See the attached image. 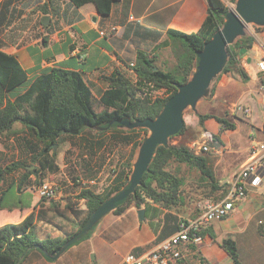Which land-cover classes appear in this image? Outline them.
I'll return each mask as SVG.
<instances>
[{
  "label": "crops",
  "instance_id": "obj_1",
  "mask_svg": "<svg viewBox=\"0 0 264 264\" xmlns=\"http://www.w3.org/2000/svg\"><path fill=\"white\" fill-rule=\"evenodd\" d=\"M222 1L227 6L234 2ZM68 3L69 8L63 10L61 15H51L47 27L44 24L41 36L30 40L23 35L22 40H26L10 44L6 48L1 47L17 55L29 76L26 83L10 92L11 98L23 92L32 80L53 66L80 71L96 96L100 97L108 87L104 76L121 71L137 81L133 65L139 51L154 58L156 68L173 71L187 45L181 38L172 36L169 29L187 33L198 31L209 9L208 0H119L114 3L108 16H102L93 3L80 7L72 5L70 0ZM112 27L117 28L112 36L101 33ZM249 35L255 37L254 44L248 54L242 57L244 60L241 58L249 78L243 80L231 72L223 73L217 81L213 96L206 103L207 109L211 111L203 113L225 117L236 126L235 129H222L221 124L213 117L204 123L203 130L209 129L218 136V143L209 152L210 163L216 175L215 170L220 173L238 171L249 158L253 144L264 140V71L258 67L259 60L264 57V29L258 27ZM239 105H243L248 112L244 114L237 110ZM196 115L192 119L198 123V114ZM187 123L188 129L195 127L194 124ZM16 127L14 124V129ZM186 136L187 134H181L175 142L190 139ZM233 176L223 178L220 182H225L228 186ZM35 197V204H26L22 201L20 192L15 190L8 200L13 205V210L21 207L29 211L35 210V234L39 239L65 237L74 232L77 223L83 219L78 214L70 215L71 218H42L40 213L51 215L52 199L41 198L38 194ZM81 201L84 202L85 199L81 198ZM142 208L145 209L144 220L138 217V208L131 206L117 216V223L114 225L104 224L102 220L92 236L84 241L89 246L90 253L97 251L95 258L99 255L103 257L101 264L107 263V255L100 253L96 244H112L116 239L117 243L125 246L126 253L115 251L113 264H123L125 255L130 251L138 247L146 251L145 248L152 246L162 236L166 225L167 229L162 233L165 237L174 232V223L179 219L193 218L198 214L197 203L186 201V198L183 205L178 207L165 208L148 201ZM14 214L3 213L8 218L7 221L23 219L11 218ZM228 237L236 241L242 264H264V182L259 187H250L246 196L236 202L233 212L228 217L215 221L201 235L199 242H191L182 247L183 264H234L222 246V242ZM63 253L57 259L50 260L34 248L28 255L32 264H55ZM86 260H90V257Z\"/></svg>",
  "mask_w": 264,
  "mask_h": 264
},
{
  "label": "trees",
  "instance_id": "obj_2",
  "mask_svg": "<svg viewBox=\"0 0 264 264\" xmlns=\"http://www.w3.org/2000/svg\"><path fill=\"white\" fill-rule=\"evenodd\" d=\"M14 1L2 0L0 2V26L6 23L8 12ZM117 1L119 0H70L75 7L93 3L102 16H108ZM208 2V15L198 31L187 33L177 29H169L172 36L181 38L187 45V49L181 55L175 70L164 71L161 68H155L157 67L155 59L146 52L139 51L137 60L133 65L138 76L137 81H133L121 71L104 76L108 87L100 97L96 96L80 71L63 66H53L32 80L23 92L11 98L10 92L28 81V71L23 67L16 54L3 50L0 44V133H18L19 131L14 129V124L21 123L26 129L22 139L32 149H35L34 141L42 144L39 153L42 156L47 155L50 147L64 134L77 137L87 129H116L119 132L115 136L119 137L125 144L132 145V151L127 162L121 163L120 169L115 170V176L107 192H96L91 188H84L80 191L79 197L86 201L87 214L77 223V230L65 237L39 239L35 234V210L29 211L23 207L13 210V205L9 204L8 196L9 194L12 196L16 188L3 192L0 196V264H23L29 252L34 248H37L44 255L45 252L49 253L50 256L46 257L50 260L57 259L55 258L56 255L69 238L85 228L93 212L114 193L129 185L135 150L148 136L149 130L143 127L128 128L121 133L118 129L125 126L121 122L126 119L133 122L148 117L155 118L167 100L177 92V84L187 82L190 79L198 64L197 53L222 27L226 20V14L230 10L222 0H208ZM42 9L44 15L49 14L47 4L42 5ZM45 26L47 27V25ZM258 27L264 29V26ZM254 41V36L246 34L229 45L228 60L219 75L231 72L233 75H239L243 80H247L249 76L241 61L245 55L242 48L249 51ZM147 83H152L157 89L165 88L170 93L166 97L154 99L149 96H142L139 93L142 92ZM97 105L101 108L100 110H97ZM212 117L221 124L222 129H235L236 127L235 123L229 119L210 113H198L200 126L204 128L205 121ZM186 129L187 124L185 122L182 129L170 138L183 134ZM140 131H145V135L136 139L135 134ZM216 137L218 139V136ZM172 161L185 163L189 167L197 169L201 174V180L206 181L211 191L217 193L215 196L208 197L219 198L226 193L224 185L215 176L207 155L196 153L183 143L159 145L148 170L143 175L141 184L137 186L134 193L119 201L113 212L120 215L131 204L140 209L148 201L158 203L165 208L182 206L185 199L182 192L184 178L168 168ZM33 162H38L45 169L50 164L48 158L42 160L35 155ZM21 165V162H13L4 167L0 166V186L4 181V175L13 172ZM33 173H38V168L27 171L23 179L28 178ZM18 187L21 189V186ZM4 212L15 213L11 218L23 219L7 221L8 218L3 215ZM24 213H26L25 216ZM178 222L174 223V232L178 228ZM98 224L99 221L67 249L90 238ZM166 229L167 225L162 233ZM162 233V236L157 238L156 244L166 238ZM222 246L233 259L234 264H242L236 241L233 238H225ZM134 250L142 252L143 248L138 247Z\"/></svg>",
  "mask_w": 264,
  "mask_h": 264
},
{
  "label": "rangeland",
  "instance_id": "obj_3",
  "mask_svg": "<svg viewBox=\"0 0 264 264\" xmlns=\"http://www.w3.org/2000/svg\"><path fill=\"white\" fill-rule=\"evenodd\" d=\"M1 1L2 0H0V2ZM236 1H234L233 4H229V9L235 7ZM44 4H47L49 7V14L47 15L49 16V22L51 20V15L52 17H56L61 15L63 10L69 8L68 0H15L8 12L6 23L0 26V44L2 48L26 40L25 38L22 40L23 35H26V38L31 40L43 34V17L46 16L42 9V5ZM254 29H258V25L253 23L248 24L245 29L246 34H249ZM248 52L249 51H246L245 55H247ZM242 60H244V58H242ZM219 74L213 79L208 94L198 101L196 110L189 107L185 111L184 117L186 116V124L190 122V124H194L195 126L194 128H187L183 133L187 134L186 137L190 139L175 142L178 136H180L176 135L169 139L168 144L183 143L188 145L194 152L200 153L197 146L194 149L192 148V144L200 139L203 128L200 126L199 121L196 123L192 118L198 113L211 111V109H207L206 103L213 96L217 81L223 73L221 75ZM154 89L151 96L153 99L157 97H166L170 93L169 90L164 88ZM142 91H144V89ZM139 94L143 96L142 92ZM96 108L97 110L101 109L99 105H97ZM15 126H17L15 130L19 131L18 133H0V166L4 167L13 162H21L22 165L13 172L4 175L3 185L0 186V196L3 192L12 190L11 188H16V191L20 192L22 201L26 204L32 203L33 205V203L35 204L37 202L35 196L36 194L39 195L38 191L41 185L44 183L51 184L57 192L56 197L51 200V215H48V213L46 214V212L45 215L40 213V217L42 218H71L70 215L72 214H78L82 216L81 218H84L87 214V206L86 201L82 202L79 197L80 191L84 188H91L96 192H107L115 176V170L120 169L119 165L121 163L127 162L132 151V145L125 144L119 137L115 136V134L119 132L116 129L96 128L87 129L77 137L64 134L50 147L49 153L42 156L39 153L43 145L34 141L35 149L30 148L26 141L22 139L24 133H26V129L21 123H15ZM127 129L128 127L124 126L120 127L118 130L123 133ZM149 133L150 130L148 135ZM144 135L145 131H140L135 134V138L139 139ZM139 147L135 150L133 166L138 155ZM204 154L208 156L209 164L212 167L210 163V153L204 152ZM34 155L42 160L48 158V160H50L49 166L45 169L42 168L38 162H33ZM239 165L238 163L237 167H239ZM36 168H38V173L30 174L28 178L23 179L27 171ZM168 168L184 178L182 192L186 201L197 203L205 197L215 196L217 194L211 191L206 181L201 180V174L197 169L191 168L185 163L174 161L170 162ZM224 170L225 168H223V171ZM236 171L237 170H229V173H220L218 170H215L217 173V175H215L220 181L223 178L233 176L232 174ZM22 181L23 183L21 184ZM221 184L224 185V189H227L225 182ZM18 186H21V189H19ZM8 197H11V195ZM131 206L134 205L131 204L129 207ZM117 216V214L111 211L109 214L105 215L99 223L104 220V224L109 223L114 225L117 223ZM85 240L74 244L70 247L71 249L64 251L61 259L55 264H101L104 260L103 257L99 255L98 258H95L97 251L94 250L90 253V250H88L89 246L84 242ZM115 240H113L112 244H105L103 246L96 244L98 251L102 254L104 252L107 255L105 258L107 260L106 264L114 263L115 251L119 250L122 253H126L125 246L121 243H117ZM155 245L156 243H153L150 247L153 248ZM150 247L145 249L149 250ZM93 254L95 257H93ZM89 257L91 261L86 260V258L89 259ZM32 263V259L28 255L23 264Z\"/></svg>",
  "mask_w": 264,
  "mask_h": 264
},
{
  "label": "water",
  "instance_id": "obj_4",
  "mask_svg": "<svg viewBox=\"0 0 264 264\" xmlns=\"http://www.w3.org/2000/svg\"><path fill=\"white\" fill-rule=\"evenodd\" d=\"M43 23L45 25L49 23V16L43 17ZM251 23L264 26V0H237L235 7L227 12L222 27L197 53L198 64L190 79L177 84V92L167 100L160 113L155 118L148 117L133 122L126 119L121 122L128 128L143 127L150 130L149 135L140 144L130 183L102 203L93 212L85 228L69 238L55 258H58L83 233L91 230L105 215L113 211L119 201L135 192L137 186L141 184L143 175L148 170L158 146L168 144L170 137L182 129L185 124L186 109L191 107L196 110L198 101L208 94L213 79L223 70L228 60L229 45L239 37L246 35V26ZM242 51L246 52V48H242ZM250 60L251 58H249ZM138 217L141 220L145 219L144 208L138 209ZM38 248L41 247L38 246ZM45 255L50 256L47 252ZM93 257H95L94 254Z\"/></svg>",
  "mask_w": 264,
  "mask_h": 264
},
{
  "label": "built area",
  "instance_id": "obj_5",
  "mask_svg": "<svg viewBox=\"0 0 264 264\" xmlns=\"http://www.w3.org/2000/svg\"><path fill=\"white\" fill-rule=\"evenodd\" d=\"M116 30V27H112L101 33L112 36ZM258 67L264 71V57L259 60ZM154 88L156 87L152 83H147L142 91L143 96L151 97ZM237 110L244 114L248 112L243 105L237 106ZM216 143H218L216 134L209 129H204L200 139L193 142L192 148L197 146L200 153L210 152ZM263 182L264 140H258L251 147L249 158L234 174L222 197H205L197 202V216L180 219L177 230L158 242L152 249L142 252L130 251L125 255L123 264H183L182 247L191 242H199L203 231L210 228L215 221L228 217L233 212L236 202L246 196L248 189L259 187ZM38 193L41 198L52 199L56 197L57 192L51 184L44 183Z\"/></svg>",
  "mask_w": 264,
  "mask_h": 264
}]
</instances>
